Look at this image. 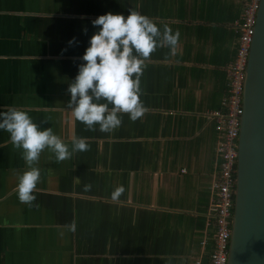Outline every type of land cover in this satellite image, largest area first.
Segmentation results:
<instances>
[{
	"label": "crops",
	"instance_id": "crops-1",
	"mask_svg": "<svg viewBox=\"0 0 264 264\" xmlns=\"http://www.w3.org/2000/svg\"><path fill=\"white\" fill-rule=\"evenodd\" d=\"M129 10L178 31L177 43L145 60L141 117L89 129L66 105L68 84L91 20ZM241 10L242 0H0V110L25 109L70 149L74 137L88 145L60 161L43 150L35 199L21 203L27 165L0 130V264H202L216 140L205 115L226 94Z\"/></svg>",
	"mask_w": 264,
	"mask_h": 264
},
{
	"label": "clouds",
	"instance_id": "clouds-1",
	"mask_svg": "<svg viewBox=\"0 0 264 264\" xmlns=\"http://www.w3.org/2000/svg\"><path fill=\"white\" fill-rule=\"evenodd\" d=\"M91 24L95 30L88 37L80 55L82 62L68 84L66 105L75 119L89 129L98 125L100 131L108 132L121 124L120 113H127L133 121L143 115L140 76L145 60L157 47L174 46L179 33L167 25L161 32L153 20L137 10L126 14L106 11L93 18ZM73 41L70 38L68 43ZM0 130L9 133L13 147L22 150L27 165L16 177V195L21 203L35 199L34 189L40 179L37 163L43 150L47 149L60 161L70 157L72 151L88 147L84 139L74 137L70 149L51 127H41L25 109L13 105L0 110ZM123 191L122 185L115 187L111 198L117 199ZM65 227L74 231L75 223Z\"/></svg>",
	"mask_w": 264,
	"mask_h": 264
},
{
	"label": "water",
	"instance_id": "water-1",
	"mask_svg": "<svg viewBox=\"0 0 264 264\" xmlns=\"http://www.w3.org/2000/svg\"><path fill=\"white\" fill-rule=\"evenodd\" d=\"M242 104L227 264H264V0L256 13Z\"/></svg>",
	"mask_w": 264,
	"mask_h": 264
},
{
	"label": "built area",
	"instance_id": "built-area-1",
	"mask_svg": "<svg viewBox=\"0 0 264 264\" xmlns=\"http://www.w3.org/2000/svg\"><path fill=\"white\" fill-rule=\"evenodd\" d=\"M259 3L260 0H242V10L233 23L237 37L235 54L224 67L226 94L221 108L205 115L214 121L216 130L214 169L209 185L210 201L205 222L211 228L208 264H227L228 260L236 185L237 143L243 112V84ZM205 243L203 238L202 249ZM199 263L200 259L196 260V264Z\"/></svg>",
	"mask_w": 264,
	"mask_h": 264
},
{
	"label": "trees",
	"instance_id": "trees-1",
	"mask_svg": "<svg viewBox=\"0 0 264 264\" xmlns=\"http://www.w3.org/2000/svg\"><path fill=\"white\" fill-rule=\"evenodd\" d=\"M208 247H210V246H208ZM202 264H208V256H206V255L204 256Z\"/></svg>",
	"mask_w": 264,
	"mask_h": 264
}]
</instances>
